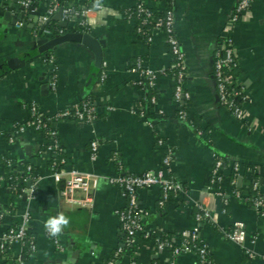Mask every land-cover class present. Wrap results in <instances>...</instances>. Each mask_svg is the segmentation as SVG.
Returning <instances> with one entry per match:
<instances>
[{
    "label": "crops",
    "instance_id": "obj_1",
    "mask_svg": "<svg viewBox=\"0 0 264 264\" xmlns=\"http://www.w3.org/2000/svg\"><path fill=\"white\" fill-rule=\"evenodd\" d=\"M34 1L35 21L23 11L18 18L10 17L15 23L0 16V175L7 167L5 160H9L14 169L29 164L37 177L30 197L26 195L28 183L21 195L9 191L7 182L0 186V233L21 225L26 215L24 226L34 249L7 245L0 251V264H104L123 241L116 212L123 209L125 199L121 188L109 179L160 170L167 149L169 175L181 190L170 194L160 209L156 206L161 194L158 185L137 190V204L147 211L143 227L152 234L144 238L138 233L133 249L121 253L113 264H197L195 254L173 256L153 240L163 236L177 242L182 231L195 226L193 210L197 203L207 207L213 218L198 225V236L207 246L208 264H264V214L255 212L247 200L253 182L259 184L261 192L264 189V0H252L229 32L237 81L248 99L240 120L218 104L212 81L213 51L237 0H172L174 32L185 62L182 91L186 96L178 102L172 96L173 79L168 72L171 57L162 32L153 30L146 42L134 31V21L124 15L137 0H99L112 12H86L88 33L104 41L101 68L92 80V54L87 47L61 43L47 51L53 56V64L37 51L36 40L50 37L34 32L45 9L43 1ZM145 3L160 13L166 0ZM13 4H19L18 0H0L1 9H11ZM67 27L62 33L69 31ZM136 62L156 73L151 88L137 84L143 79L128 70ZM100 71L104 73L102 80ZM52 76L53 89L48 86ZM150 96L155 101L148 107L145 98ZM82 100H90L94 107L92 122L54 119L49 126L55 132L53 140L62 153L64 169L97 180L90 191L91 202L85 206L64 201L63 179L55 182L50 176L51 152L45 147L51 137L32 128L15 130L27 119L30 103L44 116L52 117ZM179 108L185 113L184 120L176 116ZM157 139L162 144L157 145ZM91 140L97 142L93 159ZM215 156L228 166L239 165L233 185L238 198L229 186L233 172L228 166L219 183L224 195L218 197L208 189ZM72 195L75 199L84 197L78 189ZM61 212L69 218V225L58 237H51L44 224ZM235 221L242 223L245 233L240 244L222 234ZM54 238L59 249L53 244Z\"/></svg>",
    "mask_w": 264,
    "mask_h": 264
},
{
    "label": "built area",
    "instance_id": "obj_2",
    "mask_svg": "<svg viewBox=\"0 0 264 264\" xmlns=\"http://www.w3.org/2000/svg\"><path fill=\"white\" fill-rule=\"evenodd\" d=\"M155 1V0H150ZM32 0H18L19 5L22 7L23 12H27L28 9L33 11V6H31ZM172 0H166L165 7L162 10L161 15L156 16L155 12L146 5L145 0H137V2L132 6L133 13H124V15L134 21V29L136 33L143 34L141 30L142 25L150 24V32L144 37L146 42L150 41V33L153 30H159L163 34L164 42L168 47V51L171 57V64L168 70L170 76L173 79V92L172 96L174 101H180L186 94L182 91V82L185 78V62L184 55L180 48L179 41L174 32L173 26V11L171 8ZM252 0H237L234 8L228 17L227 29L225 33L220 37L216 48L213 51L212 57V81L214 89L216 92L218 104L225 108L233 118L242 119L244 117V107L243 104L248 102L247 97L244 95L241 87L238 84L237 77L233 74L232 70L237 66V61L235 58L234 44L232 37L229 32L230 29L235 25L239 16L246 11ZM131 8V7H130ZM60 9V19L68 23V21L73 20V15L75 12L72 11L70 7H59L56 2H52L50 5H45L44 12L40 15L37 26L35 27V33L45 36L52 37L50 30L43 28V24L50 20L51 15ZM112 12L109 9H105L99 2H97L91 8L82 9L80 14L83 16L82 23L86 24V12ZM62 30H60V33ZM44 60L50 64H53V56L45 52ZM55 68L52 67V73ZM130 72H136L139 74L141 79L137 84L142 85L147 88H151L156 73L148 68L142 67L139 62L128 68ZM164 73V71H160ZM53 75V74H52ZM104 77L103 71L99 72V79L102 80ZM49 88L53 89L55 87L54 77L48 82ZM154 96L149 97V102L154 103ZM142 115V112H139ZM176 116L179 120L185 119L184 111L179 108L176 112ZM74 119L79 123H90L95 118L94 107L90 100H83L70 105L67 108L57 111L52 117H46L41 112L38 111L35 104L30 103L28 105V117L23 123L15 126V130L18 132L23 131L25 128H32L35 130L44 131L49 137H51V142L46 145L45 149L51 153H58L59 148L56 145L55 140H53L55 132L50 129L49 123L54 119ZM150 125V122L147 121ZM197 134H201L197 130ZM8 141H11V136L8 137ZM157 145L162 144L161 139L156 140ZM97 149V142L91 140L89 142L90 157L93 159L95 157ZM5 165L7 168L12 169L9 160H5ZM169 161H170V151L167 149L163 155L161 166L162 168L158 171L144 172L139 175L133 174H122L116 175L109 179V182L117 184L121 188V194L125 199V206L123 209L116 212V216L119 222L121 231L123 232V241L120 247H117L113 253V258L105 261L104 264H113L115 257L121 253L123 247L134 246L136 241V235L140 233L144 238H148L152 233L149 230H145L143 227V219L147 214V211L139 206L136 201V192L139 189L149 187L151 185H158L161 189L160 197L156 201L157 208H162L165 201L168 198L169 193H176L180 189V185L176 183L169 175ZM227 164L224 163L220 158L214 157L213 166L211 169V175L209 178V185L207 186L216 196L222 197L224 192L219 187V183L222 180L223 173L227 168ZM239 165L233 163L228 166L233 172V176L230 177L229 186L232 187V195L234 197H239L237 190L233 188L235 175L238 173ZM18 170H24L30 175L27 178H22V181L26 180L28 183L26 195L30 197V193L33 191V185L36 182L37 177L31 171V166L26 164L23 168H16ZM49 171L51 178L57 182L63 179V185L61 189V197L64 201L73 203L80 206L88 205L91 202L90 191L95 188L96 178L92 175L85 173H78L73 169H64V160L60 157L57 160H52L49 165ZM3 182H7V178L0 175V186ZM260 186L257 182H253L251 185V194L247 197L250 206L259 214H264V189L263 192L259 189ZM7 189H11L7 186ZM81 190L84 193L82 199H75L72 195L74 190ZM25 189L20 190L21 194ZM226 203V200H222ZM195 213L193 219L195 221V226L189 230L182 231L180 233L181 239L174 242L171 238H162L154 236L153 240L158 248H167L171 255L175 256L180 253H192L198 258L197 264H208L207 259V246L199 239L198 236V225L201 222H212V215L209 214L207 207L202 204H195ZM2 213H0V217ZM27 216H23V220L26 221ZM15 228H9L6 231L0 233V251H2L7 245L17 244L21 247H26L29 250L34 249V243L31 236L26 232L25 222ZM223 236L236 244H240L245 237L243 225L239 221L232 223V226L227 231H222ZM255 236L251 237V242L254 241ZM198 240L199 244L196 246L195 242ZM53 244L56 248H60L58 241L54 238ZM248 255L251 254L248 252ZM128 264H139L135 261H130ZM154 264V263H145ZM173 264V262H169Z\"/></svg>",
    "mask_w": 264,
    "mask_h": 264
},
{
    "label": "trees",
    "instance_id": "obj_3",
    "mask_svg": "<svg viewBox=\"0 0 264 264\" xmlns=\"http://www.w3.org/2000/svg\"><path fill=\"white\" fill-rule=\"evenodd\" d=\"M41 1H43L46 6L50 5L52 2H56L59 7H65V6L66 7H70L72 9V11L75 12V14L73 15V20L72 21H68L67 29L69 31H74V32H89V27L86 24L82 23L83 16L80 14V12H81L82 9L91 8L97 2H99V0H41ZM35 4H36V2L34 0H32L31 6L34 7ZM129 11L131 13H133V8L131 7V8H128V9L124 10V13H129ZM161 13L162 12L155 13V15L159 16V15H161ZM69 24H71V25H69ZM42 26H43V28H46V29L51 31L52 37L55 36V35H58L60 33V30H63L52 19H50L49 21L44 23ZM141 30H142L143 34H141V33H136V34L139 37L144 39V37L150 32V24L142 25L141 26ZM134 31H135V29H134ZM232 72L237 77V66L235 68H233ZM146 94L148 96V94H150V91L147 92ZM148 98L149 97H146L145 101L148 102L147 106L149 107L151 104L149 103ZM61 154L62 153H59V152L58 153H53L52 152L49 161L51 162L52 160H57L58 158L62 157ZM29 175L30 174L28 172L24 171V170L21 171V170H16L14 168L9 169L7 167L4 168V173H3L4 178H7V183H8L7 186L12 188V190L11 189H8V190L11 191L14 195H21L20 190L25 187L26 180H27L26 179V180L22 181V178H27ZM170 194H172V193H169L167 200L170 199V197H171ZM194 213H195V208L193 210V216H194ZM162 238H164V237L163 236L159 237V239H162ZM180 239H181V237L179 236V240ZM198 244H199V242H198V240H196L195 245L197 246ZM132 249H133V246L123 247L121 253L127 252V251H131ZM121 253H119L115 257V259L118 258V256ZM112 258H113V255H112L111 259ZM8 263L9 264H13L12 261H9Z\"/></svg>",
    "mask_w": 264,
    "mask_h": 264
},
{
    "label": "water",
    "instance_id": "obj_4",
    "mask_svg": "<svg viewBox=\"0 0 264 264\" xmlns=\"http://www.w3.org/2000/svg\"><path fill=\"white\" fill-rule=\"evenodd\" d=\"M22 11V7L19 4H13L11 9H1L0 8V16L6 20L10 21L11 23H15V19L10 20V17L18 18L21 16L19 13ZM28 17L33 16V20L35 21L37 19V13L31 11V9H28L27 11ZM39 19V18H38ZM52 19L58 21V26L61 28H66L67 23L64 21H60V9H57V11L52 16ZM64 42H74L77 44H81L85 47H87L91 54H92V66L90 70V80L94 77L96 72L101 68L102 64V49L104 47V41L102 39H97L93 37L88 32H74V31H65L61 34L55 35L53 37H50L48 39H37L36 45H37V51L40 54H44L45 52L51 50L55 46L64 43ZM11 61H9L7 64L9 65Z\"/></svg>",
    "mask_w": 264,
    "mask_h": 264
},
{
    "label": "clouds",
    "instance_id": "obj_5",
    "mask_svg": "<svg viewBox=\"0 0 264 264\" xmlns=\"http://www.w3.org/2000/svg\"><path fill=\"white\" fill-rule=\"evenodd\" d=\"M68 225L69 218L61 212L56 216L49 217L45 222L44 227L51 237H58Z\"/></svg>",
    "mask_w": 264,
    "mask_h": 264
}]
</instances>
